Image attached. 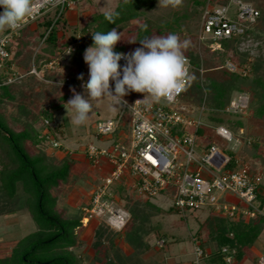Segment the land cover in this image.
<instances>
[{"label": "rangeland", "instance_id": "1", "mask_svg": "<svg viewBox=\"0 0 264 264\" xmlns=\"http://www.w3.org/2000/svg\"><path fill=\"white\" fill-rule=\"evenodd\" d=\"M122 1L82 0L75 8L69 10L70 12L72 11V17L78 16L77 21L79 23L74 27L67 23L69 26L68 30L64 31L62 29L64 37H69L67 40H70V36L76 37L78 33L82 32V28L88 24H91L95 29L97 25L96 22H93L95 16L100 13L114 12L121 9ZM193 1L181 0V3L176 7H164L159 4V0H154L145 6L143 5L141 14L137 15L136 13L137 16H134L135 18L128 20L117 29L121 33L122 39L116 46L124 45L126 51L123 53L125 54L141 47L139 40H141V36H143L141 34H143L146 26L152 27L149 37L166 36L175 33L180 37L181 41L187 40L189 46L184 50V54L190 52L198 54L204 72H200L193 67L188 92L187 94L184 93L185 95L182 94L177 105L190 109L189 112L192 115H198L203 105L207 108L212 107L208 105L209 96L207 94V85L210 81L213 79H227V72L218 69L223 59L207 48L208 40H199L202 12L207 5H212L215 2L216 4L223 3L226 0H205L206 2L202 4H196ZM243 1L251 3L264 12V0ZM2 11L3 8L0 7V12ZM235 13L236 8L231 7L229 15L234 16ZM252 29L253 33L242 36L231 44L229 58L238 63L251 62L252 67L256 66L255 74L252 72L254 76L264 77V19L259 21ZM7 32L8 30L0 32V37ZM24 33V30L21 29L20 35ZM25 38L26 35H23V37L13 36L9 39L13 51L12 57L21 59L22 62L32 66L36 53H41V46L43 45L41 44V38L36 39L34 35L32 36L33 39L28 41L29 43H26ZM133 40L136 42H129ZM16 55L18 56L16 57ZM77 60L80 59L77 57L73 62L76 63ZM68 72L67 76L70 77V80L65 81V83L63 76L58 75L63 83L54 84V88L51 86L50 88L42 80L37 78L35 80L30 76L21 79L23 81L20 83L11 84L10 96L4 93L0 98V114L2 115L0 119L3 120L0 121L6 123L15 131L27 132L32 138V141H29L32 152L39 151L45 154L47 161L54 163V165L61 166L66 159L74 160V167L66 181H63L60 187L53 189L52 193L57 198V207L60 211L64 212L66 217L76 218L84 215L86 212L85 208L91 206L92 191L102 181V174L89 160L83 148L88 143L109 147L116 142L123 141L121 137L128 141L130 135V113L129 111L122 112L124 109L123 103L114 105L110 100L103 99L93 102V110L85 124L81 126L72 124L69 117L74 115V113L66 103L73 97L72 88H75L77 93L86 96L82 85L89 79V68L86 64V74L82 73L84 81L78 79L81 74L77 69H74V71L68 70ZM252 73L251 78L254 77H252ZM40 75L42 76L41 73ZM251 78L246 80L251 82ZM255 82L252 81L251 83L254 85ZM248 83L246 82V85L243 86L250 87V85H247ZM110 87L114 89L113 81H110ZM236 94L237 92L234 91L232 97ZM205 96L207 99H205ZM136 98H144V94L130 92L123 100L127 103H133ZM154 102L167 106V103L162 99ZM255 106H257L256 99L251 107L240 115L225 114L222 109L221 111H217L218 109L213 110V112H209V109H207L203 114L206 126L198 141L200 145L217 144L221 148L226 149L230 155L235 153L241 161L250 166L252 171L257 169L262 174V182L264 183V119L254 117ZM66 108H68V113ZM43 111H52L51 118H54L57 124L53 122L57 126V130L53 133L60 140L63 147L72 148L73 154H67L65 151V155L62 152L63 148H51L47 142L40 143L41 147L36 146L35 137L38 135L40 126L44 125V118H41ZM120 114H122L125 124L119 128L112 138L103 139L96 136L94 126L98 120L116 118ZM214 114L220 118L221 123L226 124L232 130L233 134L240 133L237 122H241L245 133L241 139L242 143L236 145V150L232 149L233 142H228L216 135L214 125L218 120L214 119L215 116L212 118ZM208 115H210L209 118ZM59 123L63 124V126L58 125ZM248 138H252L256 143L249 144L247 142ZM111 188L117 197V201L114 202L115 207H123L127 210L128 208L126 207L128 206L129 208H136L141 217H144V219L147 217V221L144 220L142 243L139 248L146 246L147 243L149 247L146 251H143L142 248L139 251L135 250L125 242L127 241L125 233L121 234L123 239L117 237L118 234L117 236L115 235L117 230L109 226L105 217L93 216L87 226L80 227L74 231L76 243L71 247V252L75 256L77 264H97L93 244L97 241L95 233L99 226H102L105 230V236L101 240L102 246L109 250L110 264H166L163 251L174 244H178L184 250L187 256V258L184 257L186 258L185 263L189 264L190 260L194 258L195 242L193 236L199 237L200 240L197 243L202 242L205 247L208 246L213 250L217 249L219 245V227L225 224V219L216 216L211 205L203 206L200 209H189L181 213L174 209L172 195L162 193L151 199H138L139 197H131L130 192L120 184H114ZM19 192L20 210L18 214L11 218L0 216V255L9 253L19 239L37 230V224L25 206V194L21 187ZM256 204H258L257 201ZM131 220L132 217L130 216L128 227L131 224ZM162 239L166 241L163 248L158 246ZM143 243L144 245H142ZM252 247H254L255 253L253 250L248 249L240 259L236 256L233 264H260L254 254H257L256 251H258L260 252L259 254L262 253V256H264V232ZM102 254L103 252L100 255ZM176 254L177 251L173 255ZM46 256L47 254L43 250H39L34 254L36 259H44ZM101 259L105 261V258ZM210 264H221V262H219L218 258H213V262Z\"/></svg>", "mask_w": 264, "mask_h": 264}, {"label": "built area", "instance_id": "2", "mask_svg": "<svg viewBox=\"0 0 264 264\" xmlns=\"http://www.w3.org/2000/svg\"><path fill=\"white\" fill-rule=\"evenodd\" d=\"M81 1L62 0L56 4L55 0L47 3L45 0H35L33 15L26 19L21 29L51 10L57 11V20ZM231 7L236 8L234 16L229 15ZM259 16V9L243 0H228L226 3L207 5L202 14L199 40H208L211 50L220 49L222 40L244 36ZM21 29L15 32L8 30L0 38V73L10 71L8 80L4 82L6 84L13 83L20 77L15 70L8 46L11 37L20 36ZM89 39L88 32H80L70 43L60 41L62 49L57 57L45 62L43 68H60L64 59ZM69 48L72 49L70 54L67 53ZM184 56L191 77L193 65L190 58ZM119 63L123 67L126 61L121 60ZM224 66L242 76H247L250 72L249 65L240 66L232 60H227ZM200 71L204 72L203 68ZM30 73L39 74L36 68H32ZM69 80L67 77L66 81ZM188 84L189 82L171 99L161 98L167 106L157 104L153 100L136 103L144 98H136L133 103H123L122 112L130 113L129 140L121 137L123 141L109 147L88 143L83 148L95 167L101 169L102 160H106L109 165L101 184L92 191L91 206L85 208L86 212L81 220L84 227L93 216H103L111 228L118 232L125 229L131 215L127 209L115 207L117 197L111 188L114 184L122 185L130 195L139 198L151 199L162 193L172 195L173 207L181 213L211 205L216 216L230 221L247 222L264 216V209L256 204L258 190L263 183L262 174L255 169L252 171L235 153L230 155L217 144H199V131L206 126L203 114L209 108L203 105L200 114L192 115L190 109L177 105ZM249 104L250 95L240 91L230 99L222 112L240 115L249 108ZM124 124L122 114L116 118L98 120L94 126L95 134L103 139L112 138ZM56 127L53 121L45 118L40 137L45 139L51 148L60 149L63 145L53 133ZM214 129L216 135L233 142V150H236V145L242 143L241 139L245 133L243 128L239 129L240 133L233 134L226 124L218 123L214 125ZM253 141L252 138L247 139L249 144ZM69 153L74 152L72 150ZM227 196H233L236 201H229ZM193 240L194 258L191 264H202L211 253L202 242L197 243L199 237L193 236ZM165 244L166 241L162 239L158 246L163 248ZM218 253L223 264H233L237 249L224 245L219 248ZM258 261L264 264V256H260Z\"/></svg>", "mask_w": 264, "mask_h": 264}, {"label": "trees", "instance_id": "3", "mask_svg": "<svg viewBox=\"0 0 264 264\" xmlns=\"http://www.w3.org/2000/svg\"><path fill=\"white\" fill-rule=\"evenodd\" d=\"M154 0H123L121 9L115 10L113 20L114 23L109 22L105 17V13H100L95 16L97 25L95 29L91 24L82 28V32H88L90 39L82 42L74 55V58L81 60L83 52L93 45L92 33L94 32H107L113 28L116 30L132 19L134 16L143 12V5L150 4ZM223 1V3L227 2ZM196 4H202L205 0H194ZM216 3V2H215ZM214 3V4H215ZM260 16L252 27L246 30L245 35L253 33L255 25L259 21H263L264 12L260 10ZM137 13V15H136ZM203 14V12H202ZM57 11L51 10L43 14L38 20L39 25L42 27L43 32L40 34L42 51L37 53L34 59L36 65L40 68L45 62L52 59L62 48L59 44L60 30H68L69 26L65 20V14L60 16L57 20ZM135 18V17H134ZM36 20V21H38ZM263 24V23H262ZM150 26L144 27L143 36L141 39L149 37L151 31ZM72 35V34H71ZM244 35V36H245ZM64 36V35H63ZM242 36L233 37L230 39L221 41V48L217 50H211L217 53L223 60L218 69L226 71L227 79L217 80L213 79L207 85V94L209 96V104L212 107L209 108V112L213 110L221 111L230 101L232 93L244 91L250 95V104L254 103L256 99L257 106L254 109V117L264 119V77L254 76L256 66L251 65L248 61L238 63L240 66L249 65L250 72L247 76H242L239 73L231 72L225 68L224 64L229 58V51L231 44L239 40ZM69 38V37H67ZM75 37L70 36V42L74 41ZM10 52H12L11 46H8ZM115 51L125 52L126 47L124 45L115 46ZM188 56L194 68L200 71L201 59L198 54L193 52L184 54ZM77 56V57H76ZM45 61L44 63H41ZM78 61V60H77ZM15 65V61L13 60ZM82 63V60L80 61ZM121 65V64H120ZM17 68V67H16ZM195 70V69H194ZM29 71V70H28ZM201 72V71H200ZM254 74H253V73ZM251 73L252 77L251 78ZM10 71L6 73H0V98L6 93L7 96L10 92V86L14 83H4L8 80ZM250 76V77H249ZM256 81L253 85L249 80ZM245 79V80H244ZM191 79L183 94H187L190 86ZM246 82H249L246 87ZM184 94V95H185ZM182 96V95H181ZM205 99L206 96H205ZM252 99H254L252 101ZM220 108V109H219ZM248 108V109H249ZM0 116H2L0 114ZM215 116V117H214ZM51 119L50 112L43 111L41 118ZM210 115H208V118ZM218 120L215 124L221 123V120L215 114L212 118ZM3 121L2 119H0ZM0 121V215H14L20 210V187L25 194V206L33 217L37 224V230L19 239L15 245L11 248L10 254L0 256V264H77L76 258L71 252V247L76 243L75 230L83 228L82 216L76 218L66 217L64 212H61L57 207V198L52 193L53 189L61 186L63 181H66L70 171L74 167V160H64L61 166H56L54 163L47 161L45 154L39 151L31 150L32 138L27 132L15 131L6 123ZM6 121V120H5ZM238 128L243 127L241 122H237ZM44 125L40 126L38 135L35 137L38 147H41L42 142H47L40 137L41 129ZM205 129V128H204ZM56 129L53 130V132ZM200 135L203 134V129L199 131ZM252 143H256L254 140ZM30 145V146H29ZM233 154V153H232ZM234 164H232L233 166ZM133 197V196H131ZM258 205L261 209H264V183L260 185L258 190L257 199ZM128 208L132 217L131 224L128 227V223L123 231H117L115 235L122 238L123 233L126 234L127 242L135 250L139 251L141 248L146 251L149 247L139 246L142 243V231L144 228V220L147 221V217L140 216L138 209ZM139 208V207H137ZM225 224L220 225L218 241L219 245L216 250H219L221 246L231 245L237 249V257L239 259L244 253L256 244L259 236L264 232V216H259L255 220L245 222L230 221L225 219ZM137 224V225H135ZM102 225V223H101ZM132 227V229H131ZM96 242H94V250L97 264H110L109 250L102 246V240L105 236V230L102 226H99L96 233ZM133 237V238H132ZM102 239V240H101ZM123 239V238H122ZM113 244V243H112ZM144 245V243L142 244ZM138 246V248H137ZM144 247L145 250H144ZM43 250L47 256L44 259L34 258V254ZM103 252L102 255H100ZM218 253V252H217ZM217 255L219 262L222 263L221 255ZM104 256V257H103ZM215 257V259L217 258ZM101 258H105V261ZM104 261V263H103Z\"/></svg>", "mask_w": 264, "mask_h": 264}, {"label": "clouds", "instance_id": "4", "mask_svg": "<svg viewBox=\"0 0 264 264\" xmlns=\"http://www.w3.org/2000/svg\"><path fill=\"white\" fill-rule=\"evenodd\" d=\"M34 2L35 0H0V7L3 8L0 12V32L21 29L26 19L33 15ZM61 2L62 0H55L56 4ZM180 3L181 0H159V4L164 7H176ZM114 15L111 11L105 12L106 19L112 23ZM92 39L93 45L85 50L83 57L89 68V79L82 85L86 96L72 88L73 97L66 103L74 113L69 119L76 126L88 121L93 102L108 99L114 105H121L126 103L123 98L130 92L144 94V99L137 100L136 103L171 99L191 79L184 56L189 42L181 41L175 33L141 39V47L127 54L114 50L122 39L116 28L107 32H94ZM71 52L72 49L69 48L67 53ZM121 60L126 61L123 67L119 63ZM78 79L83 80V74ZM110 81L114 82V89L110 87ZM66 109L68 113V108Z\"/></svg>", "mask_w": 264, "mask_h": 264}, {"label": "crops", "instance_id": "5", "mask_svg": "<svg viewBox=\"0 0 264 264\" xmlns=\"http://www.w3.org/2000/svg\"><path fill=\"white\" fill-rule=\"evenodd\" d=\"M75 8V7H74ZM72 10V9H71ZM77 12V11H76ZM71 13H72V11L70 12L69 10L66 12V14H65V20H66V22L68 23V24H70L72 27H74V26H77V24L79 23L78 21H77V17L78 16H73L72 17V15H71ZM77 15V14H76ZM72 17V18H71ZM73 19V20H72ZM75 19V20H74ZM71 20H72V22H71ZM23 30H24V34L23 35H26V38H25V40H26V43H29L28 41H31L33 38H32V36L34 35V38H36V39H39L40 38V34L43 32V30H42V27L39 25V20L38 21H35V22H33V23H31V24H29V25H27V26H25L24 28H23ZM58 34L60 35L59 37V41H65L66 43H68L69 41L67 40V38L66 37H64L63 35V32H62V30H60L59 29V31H58ZM23 35L21 34L19 37H23ZM3 36V35H2ZM1 36V37H2ZM0 37V38H1ZM28 45V44H27ZM13 52V51H12ZM11 52V53H12ZM85 52V51H84ZM84 52H83V54H82V56H81V60H82V63H80V61L81 60H78L76 63H74L73 62V60L75 59L74 57V55L72 56V55H70L69 57H67V58H65L64 59V61L61 63V66H60V68H54V69H44L43 68V65L39 68L37 65H36V63L34 62V59H33V63H32V66H29L28 64H26L25 62H22L21 61V59H14L13 58V60L15 61V70H16V72L19 74V76L20 77H18L17 78V80L15 81V82H13V83H20V82H22L23 80H21V79H23V78H25V77H27V76H30V77H32V78H34L35 80H36V78L37 79H39V80H42L44 83H46V84H48V86L50 87H52V88H54L55 86H54V84H56V85H59L58 83L60 82V83H63L61 80H60V78L58 77V75H62L63 76V79H64V82L66 81V78L68 77V78H70L69 76H67V74L68 73H70V72H68V70H70V71H74V69H77L79 72H80V74H86V63L84 62ZM37 54V53H36ZM19 55V54H18ZM18 55H16V57L18 56ZM57 55H58V52H57V54L55 55V56H53L52 58H55V57H57ZM36 56V55H35ZM70 58H73V59H70ZM45 61H42L41 63H44ZM70 65L72 66L71 68H70ZM73 65H74V67H73ZM17 67V68H16ZM32 68H36L37 69V71L39 72V74L38 75H36V74H32V73H30V70H32ZM29 70V71H28ZM43 70V71H42ZM66 72V73H65ZM68 72V73H67ZM40 73L42 74V76L40 75ZM46 73V74H45ZM85 80V79H84ZM84 80H82V81H84ZM51 83H53V84H51ZM66 83V82H65ZM81 83H83V82H81ZM18 85V84H17ZM50 87V88H51ZM50 113L52 114V111H50ZM51 121H53V122H55V124H56V121L54 120V118H51L50 119ZM57 125V124H56ZM58 125H62L63 126V124H61V123H59ZM57 128V127H56ZM241 128H243V127H241ZM57 130V129H56ZM63 148V154H65L66 155V153L67 154H70L69 152L70 151H72V148H69V147H62ZM65 151H66V153H65ZM103 162H102V168L101 169H99V168H97V170L102 174L101 175V178L104 176V174H106L107 173V171L109 170V165H108V163L106 162V160H102ZM255 170H257V169H255ZM165 195H167L166 193H165ZM133 196V195H132ZM133 197H135V198H137L136 196H133ZM138 199H142V198H138ZM227 199L229 200V201H231V202H235L236 200H235V198L233 197V196H227ZM19 212V211H18ZM18 212L16 213V214H18ZM16 214H14V215H0V216H4L5 218H11L12 216L13 217H15L16 216ZM247 222H249V221H247ZM203 244V243H202ZM15 245V244H14ZM13 245V246H14ZM128 245V244H127ZM204 245V244H203ZM205 247V246H204ZM210 253H211V256L209 257V258H207V259H205L203 262H202V264H210L211 262H213V258H215V257H217V255H214L215 253L216 254H218L217 252H218V250H213V249H211V248H209L208 246H206L205 247ZM250 250H253V252H254V247H251L250 248ZM10 251H11V249H10ZM176 251H177V254L176 255H173L174 253H176ZM247 252V251H246ZM257 252V254H254L255 256H257V258H259L260 256H262L263 254L261 253V254H259L260 252H258V251H256ZM255 253V252H254ZM7 254H10V252L9 253H7ZM7 254H4V255H7ZM4 255H0V256H4ZM163 255H164V259L166 260V264H188V263H185V261H186V258H187V256L185 255V253H184V250L183 249H181L180 247H179V245L178 244H174V245H171V247L170 248H167V249H165L164 251H163ZM254 256V257H255ZM184 257H186V258H184ZM218 258V257H217ZM257 258H256V260H257ZM219 259V258H218ZM184 261V262H183ZM238 262H239V260H238ZM237 262V263H238ZM192 263V259L190 260V263L189 264H191Z\"/></svg>", "mask_w": 264, "mask_h": 264}]
</instances>
